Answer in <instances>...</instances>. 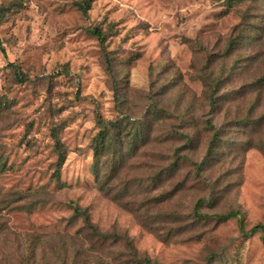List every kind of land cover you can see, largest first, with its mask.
<instances>
[{"label":"rangeland","instance_id":"rangeland-1","mask_svg":"<svg viewBox=\"0 0 264 264\" xmlns=\"http://www.w3.org/2000/svg\"><path fill=\"white\" fill-rule=\"evenodd\" d=\"M79 1L0 0V264H264L261 234L194 214L264 225V0ZM97 114L120 124L96 165Z\"/></svg>","mask_w":264,"mask_h":264},{"label":"trees","instance_id":"trees-1","mask_svg":"<svg viewBox=\"0 0 264 264\" xmlns=\"http://www.w3.org/2000/svg\"><path fill=\"white\" fill-rule=\"evenodd\" d=\"M25 0H14V2L10 5L9 9H17L24 6ZM93 0H81L76 3V7L78 10L82 13V15L85 18L89 17V12L92 9ZM89 33L93 35L95 38H97L101 50L103 52V59L106 67V71L108 74L112 77L114 80V92H115V99L117 103L120 102V91L118 90V83L115 78V58L113 54L108 50V47L106 45V37L103 33V31L100 28H93L89 30ZM0 49L3 53H5V48L3 44L0 41ZM9 67L15 69L17 80L21 83L28 81V76H26L24 73L21 72V70L16 66L14 63H10ZM259 83L264 86V78H262L260 81L253 84L251 87H259ZM231 94L226 93L224 98L230 97ZM211 100L214 101L213 94L211 95ZM120 124V121H106L100 114H97V125L101 128L97 140H95V161L96 165L99 162V158L106 152L110 150L109 141L107 140L109 131L116 129ZM209 127L213 130H216L215 126H213L211 123H208ZM222 142V138L219 131H215L213 134L210 146L207 151V155L204 159V161L201 164H196L197 170H202L205 166L210 167L213 166L216 162H219L221 160V153L219 152V147ZM56 149L58 152V170L56 171L55 175L59 179L60 178V170L62 169L65 161H66V154L63 150V147L59 141L56 143ZM205 203L204 200H200L197 203V206L195 208V216L198 219H215L217 221H227L230 218H237L240 224V231L242 233V236L245 238H251L254 235L261 234L264 237V225H256L252 227L250 230L246 229L244 217H242V213L240 212H231L226 215H208V214H201L199 212L200 206H202ZM75 214L77 216H81L84 218L85 223L89 227V229L92 231L93 235H97L98 231L95 226L91 225L90 217L86 210L76 207L75 208ZM105 240H110L112 238L111 235L105 234L102 236ZM129 245V248L133 250V246L130 243H127ZM140 264H155L152 262V260L144 256L143 258H140Z\"/></svg>","mask_w":264,"mask_h":264}]
</instances>
